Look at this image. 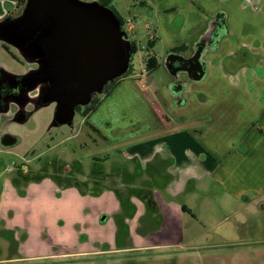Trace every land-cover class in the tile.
Masks as SVG:
<instances>
[{
  "label": "crops",
  "instance_id": "0c3cea01",
  "mask_svg": "<svg viewBox=\"0 0 264 264\" xmlns=\"http://www.w3.org/2000/svg\"><path fill=\"white\" fill-rule=\"evenodd\" d=\"M18 1L0 0V22L19 12ZM182 1L187 3L180 9ZM138 5L156 7L153 31L165 56L160 60L153 51V36L143 59L146 74L121 77L97 95L101 99L96 97L94 109L83 117L90 134L111 145L115 155L95 158L81 182L26 181L28 190H48L53 198L59 193L50 201L79 209L82 216L70 221L74 233L94 236L97 246L108 248L118 220L162 223L143 238L135 234V248L176 246L181 237L168 240L182 235L184 218L197 216V207L210 219L226 208L236 207V214L264 201V0H139ZM196 48L202 49L204 77L171 76L167 58H189ZM149 57L157 64L151 72L163 68L167 79L150 76ZM115 92L120 98L108 101ZM106 100L109 105L100 108ZM8 136L15 138L0 139ZM30 156L29 163L39 160V154ZM211 201L218 211L204 213Z\"/></svg>",
  "mask_w": 264,
  "mask_h": 264
},
{
  "label": "rangeland",
  "instance_id": "374dc122",
  "mask_svg": "<svg viewBox=\"0 0 264 264\" xmlns=\"http://www.w3.org/2000/svg\"><path fill=\"white\" fill-rule=\"evenodd\" d=\"M80 1L90 3L98 0ZM138 1L108 2L123 22L121 30L136 43L137 50L130 58L131 70L124 76L126 78L146 74L143 59L153 36V51L160 60L165 56L161 39L153 31L158 20L156 7L142 8ZM186 3L182 1L179 8H184ZM129 26L133 28L132 33L128 31ZM2 46L0 68L8 74L24 75L36 68L35 64L26 63L12 46ZM150 76L155 80L168 77L163 68L151 72ZM96 97L101 99L102 96ZM115 97L120 98L119 92L107 100ZM107 100L100 108L106 106ZM124 102L122 99L125 105ZM114 105L113 110H118L117 103ZM54 107L53 103L31 111V116L24 123L11 121L10 113L0 114V138L10 134L16 139V145L10 150L0 147V264H264V201L254 207L240 209L236 214L232 212L237 208L229 207L212 214L214 217L210 219L204 217L201 206L197 207V216L184 218L182 235L168 240L173 243L181 237L180 245L176 246L135 248L132 243L135 234L143 238L163 226L149 219L146 222V218L139 224L130 225L118 220L112 236L107 237L112 244L110 248L97 246L94 236L74 233L70 221L82 216L79 209L67 210L62 202L50 201L53 194L48 190H28L26 181L51 177L57 178L55 181L58 183L59 178L65 183H71L72 179L81 182L85 173L90 171L91 164L95 163V158L115 154L111 145L96 140L90 134L80 113L75 114L72 127H50ZM116 114L118 111L112 113V117ZM125 114L126 118H131L127 110ZM29 152L39 154V160L29 163L28 160H32ZM58 190L61 191L60 186ZM58 197L59 193H55L52 200ZM207 209L216 213L215 201L204 207V213ZM130 227L137 228L135 233L133 229L130 231Z\"/></svg>",
  "mask_w": 264,
  "mask_h": 264
},
{
  "label": "water",
  "instance_id": "95a60500",
  "mask_svg": "<svg viewBox=\"0 0 264 264\" xmlns=\"http://www.w3.org/2000/svg\"><path fill=\"white\" fill-rule=\"evenodd\" d=\"M0 42L17 50L26 63L36 65L29 71L32 75L19 82L7 73L11 92L23 87L19 93L25 98L37 90V104L42 99L56 104L70 127L75 108L88 106L92 95H101L108 83L120 78L132 56L127 35L114 16L80 0H26L17 17L0 22ZM201 52L195 51L189 60L194 65L187 75L194 81L204 77ZM173 57L167 58L166 68L176 77ZM2 90L0 83V97ZM15 144L16 139L9 136L0 141L2 148Z\"/></svg>",
  "mask_w": 264,
  "mask_h": 264
},
{
  "label": "flooded vegetation",
  "instance_id": "af4514ba",
  "mask_svg": "<svg viewBox=\"0 0 264 264\" xmlns=\"http://www.w3.org/2000/svg\"><path fill=\"white\" fill-rule=\"evenodd\" d=\"M20 13H21V11H19L12 18L17 17ZM6 18H9V17H6ZM128 38H129V36L127 35V40L129 41ZM201 50L202 49H200V48H196L195 51H201ZM194 54H195V52L189 58H184V57H182L180 55H174V57L171 60L173 61V67L178 70V74L179 73H185L187 75L188 69L191 68V66L194 65V63L192 61H189L194 56ZM19 76H21V75H19ZM120 78H118L116 80H119ZM7 79H10L7 74L0 75V83H1V87L3 89L2 92H1V97H0V113L1 114H3V113H5V114L10 113L11 121L16 122V123H22V122L26 121L31 116V114H32L31 111H33L34 110V107H35L34 105H38L37 104L38 91L35 90V91L28 92L26 94V97L25 98L24 97L22 98V95H20L19 91H23L24 88L23 87H17V89L15 90V92L14 91L11 92L12 90L9 88V84H8L9 83L8 82L9 80H7ZM96 96L97 95H92L90 103L92 102V100H94L96 98ZM9 100H14V101L16 100L17 102H11ZM25 101H26V104L24 106H22V104ZM55 106H56V104H55ZM77 108H80V110L77 111ZM83 108L76 107L75 108V114L76 113H81V111L83 110ZM54 109H55V107H54ZM22 116H24V119L25 120L22 121V122H18L17 118L18 117H22ZM50 126H51V124H50Z\"/></svg>",
  "mask_w": 264,
  "mask_h": 264
},
{
  "label": "trees",
  "instance_id": "16d2710c",
  "mask_svg": "<svg viewBox=\"0 0 264 264\" xmlns=\"http://www.w3.org/2000/svg\"><path fill=\"white\" fill-rule=\"evenodd\" d=\"M108 2H109V0H98V1H96V2H92V5H99V6H101L102 8L107 9L108 12H110V13L114 16V18H115L116 21L119 23V25H120V27H121V29H122V25H123L122 20L118 17V15L116 14V12H115V11L109 6ZM25 3H26V0H19V1H18V3H17V9H18V11H22V9H23ZM8 17H9V18H6V19H9V20H12V19H13L12 16H8ZM130 50H131L132 55L136 52V46H135V44H134L133 42H130ZM177 51H178V49H175V50H173L172 52H177ZM156 65H157V64H156V61H155V59H154L153 57H151V58L149 57V58L146 60V62H145V67H146V70H147L148 72H151L152 70H154V69L156 68ZM130 70H131V68H130V66H129V67H128V70H127V71H126L121 77H124L126 74H128V73L130 72ZM4 74H7V73L0 69V75H4ZM7 75H8V74H7ZM31 75H32V72H29V73H27V74H25V75L15 76V79H16L17 81H22V80H24L26 77L31 76ZM116 81H117V80H116ZM116 81H113V82L107 84V85L104 87V89H103L104 93L106 92L107 88H108L109 86L113 85ZM93 98H94V97H93ZM50 104H52V103H49V101H47V100H43V99H42V100L40 101V103L37 105V109H40V108H42V107L49 106ZM94 104H95V101L92 100V102H91L88 106H86V107L83 108V112L81 113V115H82L83 117H85L88 113H90V112L94 109V108H93V105H94ZM79 110H80V108H77V111H79ZM17 120H18V122H22V121H24L25 119H24V116H22V117H18ZM67 123H68V122H67L66 120H64V119L62 118V116L59 114V109H58V107L55 106V109H54V113H53V118H52L51 124H52V125H56L57 127H59V126H62V125H66ZM148 208H149V209H153V206H152V205H149Z\"/></svg>",
  "mask_w": 264,
  "mask_h": 264
},
{
  "label": "built area",
  "instance_id": "2783aa9c",
  "mask_svg": "<svg viewBox=\"0 0 264 264\" xmlns=\"http://www.w3.org/2000/svg\"><path fill=\"white\" fill-rule=\"evenodd\" d=\"M130 31V30H129Z\"/></svg>",
  "mask_w": 264,
  "mask_h": 264
}]
</instances>
